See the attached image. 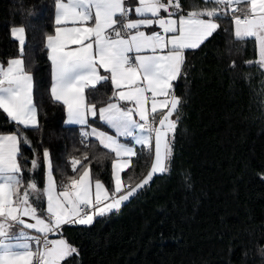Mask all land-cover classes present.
<instances>
[{
  "label": "trees",
  "instance_id": "obj_1",
  "mask_svg": "<svg viewBox=\"0 0 264 264\" xmlns=\"http://www.w3.org/2000/svg\"><path fill=\"white\" fill-rule=\"evenodd\" d=\"M190 3L181 0L185 10ZM53 16V0H0V63L19 55L10 28L24 26V60L38 108L39 128L24 130L31 146L20 147L24 181L44 188L48 149L57 184L80 175L84 168L78 165L74 173L69 163L79 159L90 179L111 192L114 154L95 138L83 147L79 127L65 124V107L50 97L51 68L41 37L53 32ZM218 23L200 48L186 51L184 74L172 86L183 105L170 171L155 175L119 211L52 234L78 250L61 264H264V70L245 63L258 59L254 41L237 42L230 20ZM111 91L110 84L100 85L89 99L99 107ZM15 130L0 110V133ZM34 150L41 163L29 173ZM132 163L121 173L124 184L139 183L152 158L140 155Z\"/></svg>",
  "mask_w": 264,
  "mask_h": 264
},
{
  "label": "snow or ice",
  "instance_id": "obj_2",
  "mask_svg": "<svg viewBox=\"0 0 264 264\" xmlns=\"http://www.w3.org/2000/svg\"><path fill=\"white\" fill-rule=\"evenodd\" d=\"M201 3L191 0L185 10L181 0H53L54 32L41 37L51 63L50 97L65 107L66 124L81 126L83 147L95 138L106 154H114L111 192L99 180L93 186L79 159L69 161L74 173L78 165L84 168L79 179L57 184L48 149L43 151L44 188L35 180L25 183L20 147L31 146L24 130L39 128L38 108L24 60L26 29L10 28L19 55L0 64V110L16 130L0 134V264H61L78 255L67 240L50 239V234L119 211L155 175L170 171L183 105L172 82L184 74L185 52L212 37L221 27L218 21L230 20L235 41H254L258 59L245 63L264 70V0ZM104 84L111 85V95L97 108L89 96ZM89 116L114 134L92 127ZM140 155L152 158L147 175L134 185L122 183L121 173L133 169ZM30 163L29 173L40 167L35 150ZM43 203L46 208L40 207Z\"/></svg>",
  "mask_w": 264,
  "mask_h": 264
},
{
  "label": "crops",
  "instance_id": "obj_3",
  "mask_svg": "<svg viewBox=\"0 0 264 264\" xmlns=\"http://www.w3.org/2000/svg\"><path fill=\"white\" fill-rule=\"evenodd\" d=\"M164 13H162V15H163ZM54 17H55V10H54V16H53V19H54ZM133 19L135 18V16L133 15V17H132ZM53 32H54V29H53ZM52 32V33H53ZM257 51H258V49H257ZM185 56H186V52H185ZM16 57V56H15ZM15 57H12V58H15ZM18 57V56H17ZM11 59V58H10ZM50 62V61H49ZM0 64H3V63H0ZM6 64H7V62L6 63H4V65L6 66ZM50 68H51V63H50ZM31 74V73H30ZM103 74V73H102ZM176 81V80H175ZM175 81H173L172 82V86L174 85V82ZM50 85H51V83H50ZM49 90H50V87H49ZM102 106H104V104L103 105H101V106H99V107H102ZM99 107H97V108H99ZM67 120V113H66V109H65V119H64V122ZM96 120V121H95ZM98 122V123H97ZM66 124V123H65ZM89 124L92 126V127H96V128H98L99 130H101V131H105V132H108V134H110V135H112V134H114V130H112V129H110L109 127H107L101 120H99V118L97 117V118H93V117H91V116H89ZM68 125V124H67ZM78 127H79V129H80V131H81V126H79V125H77ZM8 133H12V132H5V133H0V134H8ZM151 167V166H150ZM150 170V169H149ZM79 177V176H78ZM77 177V178H78ZM113 177V176H112ZM76 178V179H77ZM45 181H46V170H45ZM90 181H91V183L93 184V186H94V184H95V181L96 180H91L90 179ZM113 185H114V180H113ZM46 205V204H45ZM45 208H46V206H45ZM29 223H31V222H33V221H31V219L30 218H25ZM51 235L52 234H50V236H49V238L50 239H57V238H55V237H51Z\"/></svg>",
  "mask_w": 264,
  "mask_h": 264
},
{
  "label": "rangeland",
  "instance_id": "obj_4",
  "mask_svg": "<svg viewBox=\"0 0 264 264\" xmlns=\"http://www.w3.org/2000/svg\"><path fill=\"white\" fill-rule=\"evenodd\" d=\"M15 58H17V56H16ZM176 80H177V79H176ZM121 140H122V142H125V141H124V138H121ZM83 171H84V169L82 170V172L80 173V175L83 174ZM112 171H113V170H112ZM80 175H79V177H80ZM79 177H78L77 179H79Z\"/></svg>",
  "mask_w": 264,
  "mask_h": 264
},
{
  "label": "built area",
  "instance_id": "obj_5",
  "mask_svg": "<svg viewBox=\"0 0 264 264\" xmlns=\"http://www.w3.org/2000/svg\"><path fill=\"white\" fill-rule=\"evenodd\" d=\"M173 92H174V87H173Z\"/></svg>",
  "mask_w": 264,
  "mask_h": 264
}]
</instances>
